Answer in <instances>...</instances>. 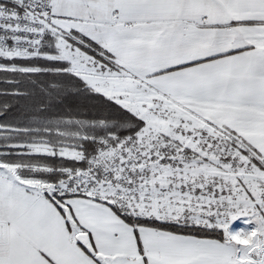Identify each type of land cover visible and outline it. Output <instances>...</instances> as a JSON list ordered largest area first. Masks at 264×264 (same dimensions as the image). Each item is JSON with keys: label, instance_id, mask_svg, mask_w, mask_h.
<instances>
[{"label": "snow or ice", "instance_id": "6c2138e0", "mask_svg": "<svg viewBox=\"0 0 264 264\" xmlns=\"http://www.w3.org/2000/svg\"><path fill=\"white\" fill-rule=\"evenodd\" d=\"M0 264H264V0H0Z\"/></svg>", "mask_w": 264, "mask_h": 264}]
</instances>
